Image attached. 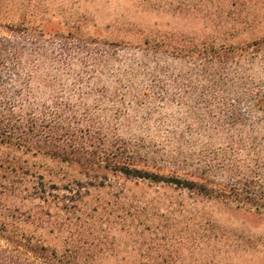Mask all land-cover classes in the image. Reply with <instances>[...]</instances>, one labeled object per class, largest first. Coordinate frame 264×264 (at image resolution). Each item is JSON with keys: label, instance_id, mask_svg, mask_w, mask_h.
<instances>
[{"label": "rangeland", "instance_id": "obj_1", "mask_svg": "<svg viewBox=\"0 0 264 264\" xmlns=\"http://www.w3.org/2000/svg\"><path fill=\"white\" fill-rule=\"evenodd\" d=\"M20 23L44 29L56 44L72 41L76 54H100L98 86L75 91L77 102L95 98L92 124L106 122L108 134L145 144L152 158L138 166L191 176L192 165L176 159L221 153L228 136L211 112L206 50L261 37L264 0H0V36ZM29 160L32 172L47 175V202L20 191L25 185L16 196L1 195L0 170V214L45 207L52 244L68 238L91 248L93 264H141L168 254L182 264H264V214L114 174L70 183L74 171ZM0 245L9 243L0 237Z\"/></svg>", "mask_w": 264, "mask_h": 264}, {"label": "trees", "instance_id": "obj_2", "mask_svg": "<svg viewBox=\"0 0 264 264\" xmlns=\"http://www.w3.org/2000/svg\"><path fill=\"white\" fill-rule=\"evenodd\" d=\"M7 26L12 35L0 36L1 195H15L25 185L20 191L47 202L48 178L32 172V157L53 169L74 171L70 183L114 174L264 214V34L241 46L206 50L213 71L206 90L211 112L228 136L221 153L193 161L179 156L178 165H192L191 176H180L138 166L152 158L145 144L108 134L106 122L100 127L92 124L99 112L90 110L95 98L89 94L77 102L75 91L98 86V70L104 66L100 54H76L72 41L56 44L47 38L53 35L26 23ZM213 180L221 182L215 186ZM6 210L8 214H0V237L9 246L0 245V264H93L91 248L68 238L63 246L52 244L45 207ZM173 256L141 264H182L168 260Z\"/></svg>", "mask_w": 264, "mask_h": 264}]
</instances>
